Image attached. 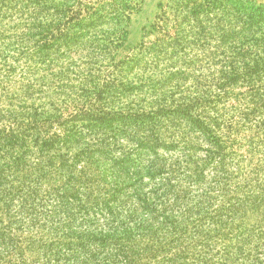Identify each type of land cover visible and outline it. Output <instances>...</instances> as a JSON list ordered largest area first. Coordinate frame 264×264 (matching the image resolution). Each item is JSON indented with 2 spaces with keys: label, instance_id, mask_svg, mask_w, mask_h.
Instances as JSON below:
<instances>
[{
  "label": "trees",
  "instance_id": "trees-1",
  "mask_svg": "<svg viewBox=\"0 0 264 264\" xmlns=\"http://www.w3.org/2000/svg\"><path fill=\"white\" fill-rule=\"evenodd\" d=\"M140 3L0 0V264H264V4Z\"/></svg>",
  "mask_w": 264,
  "mask_h": 264
},
{
  "label": "rangeland",
  "instance_id": "rangeland-1",
  "mask_svg": "<svg viewBox=\"0 0 264 264\" xmlns=\"http://www.w3.org/2000/svg\"><path fill=\"white\" fill-rule=\"evenodd\" d=\"M250 1L264 4V0ZM163 2L165 0H141L139 8L129 15L126 22V34L120 43V54L127 53L140 42L144 28L150 27L156 14L160 12L159 4Z\"/></svg>",
  "mask_w": 264,
  "mask_h": 264
}]
</instances>
